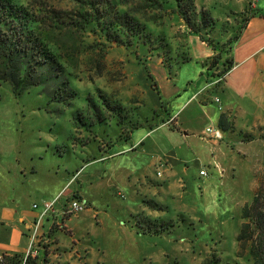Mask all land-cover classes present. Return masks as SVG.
Wrapping results in <instances>:
<instances>
[{"label":"rangeland","instance_id":"374dc122","mask_svg":"<svg viewBox=\"0 0 264 264\" xmlns=\"http://www.w3.org/2000/svg\"><path fill=\"white\" fill-rule=\"evenodd\" d=\"M13 1L25 5L31 0ZM193 1L198 11H206L212 17V32L202 35L217 43L223 61H228L231 46L247 19L264 8V0ZM47 2L56 10L72 8L65 0ZM148 26L155 35L165 38L164 51L148 53L143 47L112 44L102 56L95 50L92 37L56 33V47L51 48L63 56L66 70L71 73L70 96L65 101L53 98L42 87L16 96L8 84L0 83L2 167L8 169L14 156L20 157L21 166H29L27 157L38 155L39 160L33 166L39 177L55 172L61 178L69 169L73 170L72 175L76 174L78 161L73 157L80 153L79 162L85 166L72 177L66 189L77 184L76 179L83 171L82 178L94 169L87 161L92 158L91 150L98 155L134 152L133 158L126 162L132 166L138 163L142 169L140 187H133L128 193L113 188L118 201L116 214L101 216L87 212L92 207L76 190L64 196L62 207L50 212L46 221L48 230L37 237L31 253L22 255L25 257L22 264L27 256L34 264H252L248 257L249 243L240 244L237 237L242 225L248 222L243 218V210L252 203L264 173V157L257 162L254 157L258 147L246 144L249 151L239 163L236 161V176L229 172L222 181L215 180L209 196L201 189V183L192 188L177 183V179L156 178L158 172L163 176L168 164L170 171L189 166L197 172L199 168L206 169L208 173V167L198 164L183 163L178 167L171 164L173 155L168 153V146L183 147L182 142H170L168 135L157 133L137 147L138 134L163 124L181 101H162L160 74L164 72L173 81L179 71L175 72L174 63L182 56H191L187 28L177 18L165 17ZM209 62L199 65L208 78L216 79L214 88H217L220 82L214 76L221 75L223 67L207 70ZM186 114L187 110L180 112L177 122L184 123ZM168 124L170 130L177 131L179 137L182 135L173 121ZM226 126L228 129L229 122ZM156 139L159 142L155 157L161 159L156 166L141 165L149 158L140 151L149 152L151 157ZM142 172L145 174L141 175ZM73 201L82 203L84 211L69 213ZM87 214L92 218L86 227L67 225L69 220L79 221Z\"/></svg>","mask_w":264,"mask_h":264},{"label":"crops","instance_id":"0c3cea01","mask_svg":"<svg viewBox=\"0 0 264 264\" xmlns=\"http://www.w3.org/2000/svg\"><path fill=\"white\" fill-rule=\"evenodd\" d=\"M259 11V14H253L247 19L235 38L229 53L232 67L217 88H214L216 79L208 78L205 69L197 63V61L211 57L212 52L195 36L187 38L193 62L182 65L173 81L168 80L164 72L160 74L159 88L162 101L168 103L177 102L180 99L181 101L171 112V117L169 116L170 118L163 124L150 132L138 134L137 147L143 145L154 134L168 135L170 142L184 144L183 147L168 146V153L173 155L171 156L173 166L178 167L183 163L198 164V167H208L209 171L204 177L199 175L202 168H199L198 172L190 169L189 166L186 169L178 170L177 168V171H170V164H168L163 176L158 177L155 174L156 178L177 179V183L183 182L192 188L201 183V189L209 196L213 191L211 186L215 180L222 181L229 172L236 176V161L239 163L249 151L246 144L258 147L254 156L256 162L263 159L264 8H259ZM215 99L219 102L216 103ZM190 108H192L191 111H189ZM185 110H187V120L184 123H178V115ZM222 115L229 122V128L226 131L218 127V121ZM170 120L182 132L180 137L177 131L170 130L168 126ZM207 128L219 130L221 138L215 139L212 135L206 134ZM244 134L252 135L254 138L244 141ZM158 140H155L154 147H152L154 151L151 157L148 155L149 152L140 151V154L144 152V156L147 155L149 158L141 165L155 164L156 166L158 164L161 159L155 157ZM164 148H166L165 145ZM90 152H92V158L87 161H90L89 167H95L82 178L83 171L72 189L71 187L66 189V187L85 166H81L82 163L79 162L82 157L80 153L73 157L78 161L76 174L73 172L74 175H72L73 170L69 169L66 170L67 174L61 178H58L55 172L40 178L39 172L33 166L35 160H39L38 155L27 157L26 163L29 166H21L20 157L14 156L10 160L12 163L10 165H13L12 172L6 161L5 163L9 165L8 169L2 167L0 157V254L26 255L31 243H36L37 237L48 230L46 221L50 213L38 224L37 235L33 241L38 217L44 203L56 201L55 210L61 206V199L64 196L76 190L78 195L91 205L92 208L87 212L94 211L95 215L101 216L109 213L116 214L118 201L113 195V188L126 193L133 187H140L142 169L138 163L132 166L126 162L133 158L134 152L117 151L115 154L108 152L106 155L102 153L98 155L96 150ZM143 174L145 173L142 172L141 175ZM54 175L56 178L51 177ZM33 205L37 208L34 209ZM91 218L87 214L79 221L69 220L67 225L72 228L86 227V223L88 221L90 223ZM88 227L91 226L88 225ZM96 236L95 234V238Z\"/></svg>","mask_w":264,"mask_h":264},{"label":"trees","instance_id":"16d2710c","mask_svg":"<svg viewBox=\"0 0 264 264\" xmlns=\"http://www.w3.org/2000/svg\"><path fill=\"white\" fill-rule=\"evenodd\" d=\"M65 1L72 5L71 9L56 10L47 0H31L25 5L0 0V83L8 84L14 95L42 87L58 100L65 101L70 96L71 73L66 70L63 56L51 48V45L56 47V33L73 32L92 37L95 50L102 56L112 44L143 47L152 53L164 51L167 43L148 25L165 17L177 18L187 28L186 38L195 36L210 48L214 55L197 63L205 65L210 60L207 70L222 66L221 75L214 76L219 82L232 67L230 56L228 61H223L217 43L202 35L212 32L214 21L206 11H198L193 0ZM191 62V56L180 57L174 63L175 72ZM167 68L170 73V67ZM226 122L227 119L220 116V130H227ZM243 138L249 141L254 137L244 134ZM243 218L248 222L242 225L237 241L244 245L249 243L248 257L252 264H264V173L252 203L243 210ZM23 258L20 254H2L0 264H22ZM28 259L27 256L24 264H34Z\"/></svg>","mask_w":264,"mask_h":264},{"label":"built area","instance_id":"2783aa9c","mask_svg":"<svg viewBox=\"0 0 264 264\" xmlns=\"http://www.w3.org/2000/svg\"><path fill=\"white\" fill-rule=\"evenodd\" d=\"M215 102L218 103L219 100L218 99H215ZM206 134H209V135H212L215 139H220L221 138V135H220V131L217 130V129H212V128H207L205 130ZM161 172H158L157 175L158 176H161ZM199 175L200 176H204L206 177L208 174H207V171L206 169H201L199 171ZM55 206V201H52V202H49V203H44L43 206H42V209L40 211V214H39V217H38V221H37V225H36V229L34 231V235H33V241H34V238H35V234L37 232V227H38V224L40 223V221L47 215L49 214L50 212L53 211V208ZM33 208H37L36 205H33ZM84 211V205L78 201H73L70 203L69 207H68V212L69 213H73V214H79L81 212ZM33 249V242L31 243L30 245V249L28 250L27 252V255L29 253H31V250Z\"/></svg>","mask_w":264,"mask_h":264}]
</instances>
